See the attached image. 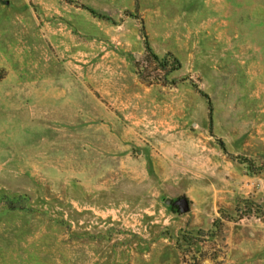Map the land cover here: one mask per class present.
Masks as SVG:
<instances>
[{
  "label": "rangeland",
  "instance_id": "1",
  "mask_svg": "<svg viewBox=\"0 0 264 264\" xmlns=\"http://www.w3.org/2000/svg\"><path fill=\"white\" fill-rule=\"evenodd\" d=\"M0 264H264V0H0Z\"/></svg>",
  "mask_w": 264,
  "mask_h": 264
},
{
  "label": "water",
  "instance_id": "2",
  "mask_svg": "<svg viewBox=\"0 0 264 264\" xmlns=\"http://www.w3.org/2000/svg\"><path fill=\"white\" fill-rule=\"evenodd\" d=\"M166 202L168 204H171V203H174L175 205L179 206V210L181 213H186L189 211L190 209V206H189V201L187 198L185 197H182V198H179V199H176L175 201H173L172 199L168 198L166 200Z\"/></svg>",
  "mask_w": 264,
  "mask_h": 264
},
{
  "label": "trees",
  "instance_id": "3",
  "mask_svg": "<svg viewBox=\"0 0 264 264\" xmlns=\"http://www.w3.org/2000/svg\"><path fill=\"white\" fill-rule=\"evenodd\" d=\"M164 60H165V59H164ZM161 62H162V61H160L159 63L161 64L162 67H167L168 64L165 63V62H167V61H164V63H161Z\"/></svg>",
  "mask_w": 264,
  "mask_h": 264
}]
</instances>
